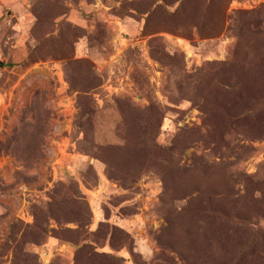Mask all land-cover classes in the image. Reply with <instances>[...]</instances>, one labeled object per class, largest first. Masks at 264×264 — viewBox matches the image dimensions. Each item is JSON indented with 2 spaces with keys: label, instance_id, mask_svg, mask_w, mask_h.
<instances>
[{
  "label": "rangeland",
  "instance_id": "1",
  "mask_svg": "<svg viewBox=\"0 0 264 264\" xmlns=\"http://www.w3.org/2000/svg\"><path fill=\"white\" fill-rule=\"evenodd\" d=\"M158 1L0 0V264H264V0Z\"/></svg>",
  "mask_w": 264,
  "mask_h": 264
},
{
  "label": "trees",
  "instance_id": "2",
  "mask_svg": "<svg viewBox=\"0 0 264 264\" xmlns=\"http://www.w3.org/2000/svg\"><path fill=\"white\" fill-rule=\"evenodd\" d=\"M189 1L191 0H174L172 4H178L177 10L182 11L184 10L185 6L187 5ZM227 1L229 0H226V2ZM158 2L160 3L159 4L160 6H163V7H160V9L161 8L164 9L165 7H167L164 1L159 0ZM213 3H214V0H206V5L204 6V9L206 10V17H204V19L202 20L196 21L194 24L197 29V33L201 39L216 37L222 31V28L224 25V19H225V13H224L225 6L221 8V5L217 7V6H214ZM154 6H156V4ZM152 13H150V11H147L146 14L150 16ZM210 19H212V21H210ZM214 20H216V25L212 23L214 22ZM212 24L213 26H211ZM237 37L240 39L241 35L237 34ZM236 50L237 49H235V51ZM261 57H262L261 59L264 61V55L261 54ZM263 72H264V69H263ZM254 100L263 101L264 100V90L263 92H258ZM248 114H250V111H247V110L243 111V107L239 109L238 111H233L231 109H228L227 107L223 109V119H225L229 123H232L234 127L237 126L239 122L245 121L246 118H248L247 117ZM197 213L200 214L202 218L204 217V215H206L207 218L209 216L216 217L217 215L220 219L226 221L228 229L233 227V224L235 222H238V223L240 222L239 219L235 218L234 216L227 217L225 214L221 212L220 209L217 211H212V210H205V207H203ZM229 232H225V235H228ZM251 248H252V245H248V246H244L243 247L244 250L243 249L242 250L245 252V251H249ZM239 255L240 254L237 253L236 257L233 260L234 261L237 260L239 258Z\"/></svg>",
  "mask_w": 264,
  "mask_h": 264
},
{
  "label": "water",
  "instance_id": "3",
  "mask_svg": "<svg viewBox=\"0 0 264 264\" xmlns=\"http://www.w3.org/2000/svg\"><path fill=\"white\" fill-rule=\"evenodd\" d=\"M3 66V64L0 62V68Z\"/></svg>",
  "mask_w": 264,
  "mask_h": 264
}]
</instances>
